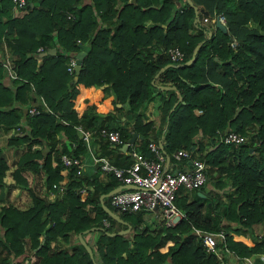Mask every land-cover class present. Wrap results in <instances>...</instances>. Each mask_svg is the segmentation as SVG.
I'll return each mask as SVG.
<instances>
[{
  "label": "trees",
  "instance_id": "obj_1",
  "mask_svg": "<svg viewBox=\"0 0 264 264\" xmlns=\"http://www.w3.org/2000/svg\"><path fill=\"white\" fill-rule=\"evenodd\" d=\"M217 15L223 16L225 31L215 27ZM2 43L15 77L1 64ZM79 45L84 55L73 79L66 59ZM37 46L45 52L53 46L55 52L39 56ZM173 46L183 55L178 62L166 54ZM104 83L112 107L125 102L132 120L129 129L112 127L121 139L136 131L146 154L145 143L154 137L149 138L152 122L143 121V107L157 97L162 150L170 157L184 148L204 162L205 183L187 189L189 196L183 188L176 192L184 217L172 227L160 222L156 229L142 227L145 212L110 206L107 192L118 185L111 174L100 175L97 167L89 175L77 174L74 164L61 163L62 153L79 157L86 150L76 125L94 135L107 127L97 121L93 104L79 114L74 106L80 87ZM40 99L48 110L28 115L24 108L40 106ZM223 130L245 139L222 142ZM0 137L13 154V181L6 184L10 164L0 145V264H218L191 226L223 228L232 256L264 253V0H26L20 8L0 0ZM209 178L213 183L206 188ZM61 179L64 191L47 198L51 183ZM12 187L26 190L27 204L6 201ZM90 231L97 232V258L76 239ZM244 233L249 242L240 239ZM56 236H74L76 244L67 251L52 243Z\"/></svg>",
  "mask_w": 264,
  "mask_h": 264
},
{
  "label": "built area",
  "instance_id": "obj_2",
  "mask_svg": "<svg viewBox=\"0 0 264 264\" xmlns=\"http://www.w3.org/2000/svg\"><path fill=\"white\" fill-rule=\"evenodd\" d=\"M15 7H22L26 0H10ZM65 17L70 18L72 14L65 11ZM221 23H224L222 15L216 16ZM205 21L206 17H202ZM79 42V39H76ZM36 51H43L41 46H37ZM55 52V50H54ZM53 52V54H54ZM166 54L171 62H178L182 58V52L176 47H169ZM6 74L9 77H15V73L11 68L9 59L2 60ZM75 64L74 54H69L66 59L65 69L68 73L73 74V66ZM40 106L30 104L24 108L28 115L39 113L42 109L48 110L45 103L40 99ZM200 110L198 109L197 112ZM75 128L80 133V139L89 150V139L92 133L89 129L81 128L76 125ZM14 131L19 133L18 126H15ZM96 135L103 137L108 143L115 146L126 143L127 147L131 142L127 139H121L117 129L101 126L97 128ZM12 132L8 131L7 135ZM13 133V132H12ZM219 139L222 142H242L245 138L243 135L232 131L223 130ZM147 153L144 154L139 149H130L129 155L131 160L122 166L113 164L105 156H92L93 163L99 169L101 174H111L118 185L132 184L133 187L119 188L109 194L108 202L117 211L132 212L141 210L150 212L163 227H172L178 224L184 217V212L175 204L176 192L179 188L192 189L204 184L206 175L204 171V162L195 156H192L189 151L184 148H177L170 153V157L162 150V146L158 142L149 139L145 143ZM61 163L65 166L74 164L76 166L75 173L81 174V163L79 157H70L65 153L60 155ZM178 161L182 159L189 160V166L185 169L171 170L165 163L166 160ZM170 160V161H171ZM64 182V181H63ZM63 182L51 183L52 191L47 193V198L61 194L64 191ZM83 187L79 188L83 191ZM102 225H107L108 221L101 220ZM190 231L194 234L205 252L212 253L218 260V264H228L229 259L242 264H255V260L264 264V253H254L249 256L239 258L232 256L230 250L224 242L225 230L218 228L217 230H205L199 227L191 226ZM259 235H257L258 237Z\"/></svg>",
  "mask_w": 264,
  "mask_h": 264
},
{
  "label": "crops",
  "instance_id": "obj_3",
  "mask_svg": "<svg viewBox=\"0 0 264 264\" xmlns=\"http://www.w3.org/2000/svg\"><path fill=\"white\" fill-rule=\"evenodd\" d=\"M2 45H3V50H4V57L2 56V60H4L5 58L9 59L8 55L10 53L8 51V48L5 46V44L2 43ZM49 49H54V47L52 46ZM155 85H157V84H155ZM104 86H107V84L104 83L97 88L96 87H80L79 88V92H78L76 99L74 101V106H75V108H77V114H79L85 108L86 105L93 104L94 105V111L97 115V121L103 120L107 124V127H109V128H112V127L115 128L117 126V127H125L126 129H129L130 125L132 123V120H131V118L126 117V115H127L126 114V109H127L126 103L125 102H123V103L115 102L114 105L117 108L112 107V105H111L112 102L110 100L111 94L107 90L103 92L102 87H104ZM161 90H166V89H161ZM176 94H177V92H176ZM157 100H158V98L155 97V98L149 100L145 104V106L143 107V112L145 115L143 121L151 120L152 127H151L150 131L148 132V135H150L151 137L149 136V138L154 137V139H152V140H155L156 142H159L161 144V141H160L161 137L160 136H161V132L163 130L164 125H163V122L161 121L159 110L157 109V104H158ZM39 103H40V100H39ZM196 112H197V110H196ZM132 132H136V131H131L129 133V136ZM136 134L137 135L134 137L133 141L131 142V145H129L128 147L126 146L125 149H122L121 145L115 146V145L107 143V142H106V146H104V144H102V140H104V138L101 136L94 135V132L92 131V133L90 135V139H89V145H90L89 150L86 149V151H84L81 155H79V159H80V163H81V172L83 174L89 175L94 171V169L96 168V164L93 163L92 156H105L111 162L115 159L119 163L118 165H120V166H122V164H124V161H126V160L129 162L131 160V157L129 155V150L130 149L141 150V148L144 147V141H143L142 135H139L137 132H136ZM57 137L60 138L61 140L65 141V138L62 134H59V136H57ZM2 150L4 152V151H10L11 149L6 148L5 146H2ZM118 151H121L122 154H119ZM100 152L102 154H99ZM146 153H147V150H146ZM170 160L171 159H169V160L167 159L164 164H166L171 170L185 169L189 166V162H188L189 160H187V159H182V160H178V161H172V160L170 161ZM127 163H125V164H127ZM9 168H10V170H8V173L10 175L11 180L8 177L5 180V175L3 177L4 182L6 181L7 183L8 182L11 183L13 181L11 174H10L12 164L9 165ZM99 174L102 175L101 173H99ZM25 176L27 178H29V174L26 175V173H25ZM63 181H64V179L59 180V182H63ZM204 187L208 188L209 186L205 185ZM12 188H14L15 191L19 190L22 193L23 192L27 193L25 189H19L17 187H12ZM183 191L185 193H187L189 196L187 189L183 188ZM59 195L60 194H57V196H59ZM53 198H54V196L51 197V199H53ZM7 199H8V201H11V200H9V197L6 196V201H7ZM1 203H2V201H0V205H1ZM21 206H23V205H21ZM157 224H158V221H157ZM141 226L147 227L148 229L152 228V227H149L147 225H145V226L141 225ZM157 227H158V225H156L153 228L156 229ZM256 228H255V233H257V235H259L261 233L262 228H261V230H256ZM83 234H86V235H83ZM96 234H97V232H92V231L84 232V233H82L81 237L84 240V242L90 247L91 254L93 255V257L97 258V252H96L95 246L93 244V241L95 239ZM39 237H40V235H39ZM74 238H75L74 236H68L67 240H63L61 237L56 236V238L53 240L52 243L56 244L57 246L65 249L67 251H70L71 248L76 244ZM76 239H77V236H76ZM240 239L242 241L249 242L250 236L247 233H244L241 235ZM23 256H25V255H23ZM19 257H21V256H19ZM28 258H29V255L24 257L23 262L26 263L28 261ZM228 264H242V263L237 262V261L232 262L229 259ZM255 264H257V263L255 262Z\"/></svg>",
  "mask_w": 264,
  "mask_h": 264
},
{
  "label": "water",
  "instance_id": "obj_4",
  "mask_svg": "<svg viewBox=\"0 0 264 264\" xmlns=\"http://www.w3.org/2000/svg\"><path fill=\"white\" fill-rule=\"evenodd\" d=\"M194 8H195V6H194ZM214 25H215V27L219 28L221 31H225V26H224V24L221 23V22L218 20L217 17L214 18ZM197 46H198V44H196V45L193 47V50H192L191 55L189 56L188 59H186V60L184 61L185 64H188L189 62H191V60L193 59V56H194V53H195V50H196ZM46 52H47V53H50V54H53L54 49H49V50H47ZM46 52H45V51H41V52L38 53V55H39V56L44 55ZM83 55H84V50L81 49V47H80V45H79V50H78L77 52H75V54H74V56H75V64H74V66H73V79H76V76H77V74H78V72H79L80 63H81V58L83 57ZM170 65H171V63H166V64L164 65V67H167V66H170ZM156 73H157V72H156ZM156 73H155L154 75H156ZM151 81H152V80H151ZM155 86L158 87V88H160V89H174V88H175L174 85H166V84H157V85H155ZM179 98H180V95L177 93V100H179ZM174 103H175V102H174ZM173 105H174V104H173ZM136 135H137L136 132H132V133L130 134V136L127 138V142H132L133 139H134V137H135ZM158 143H159V142H158ZM126 145H127L126 143L122 144V145H121V148H122V149H125ZM159 145H161V144L159 143ZM127 187H133V185H132V184H121V185H117V186L111 188L110 190H108L107 194L109 195L110 193H112L113 191H115V190H117V189H119V188H127ZM197 193H198L199 196H203V195H204L203 193H201V192H199V191H197ZM207 204L209 205V202H207ZM112 216L115 217L116 219L118 218V217H117L116 215H114V214H113ZM118 219H119V218H118ZM119 220H120V219H119ZM92 229H93V227H89V228H87L85 231H89V230H92ZM77 238H78V241L84 246V248H85V250L87 251L88 255L91 256V250H90V247L84 242V240L82 239L80 233L77 234Z\"/></svg>",
  "mask_w": 264,
  "mask_h": 264
},
{
  "label": "rangeland",
  "instance_id": "obj_5",
  "mask_svg": "<svg viewBox=\"0 0 264 264\" xmlns=\"http://www.w3.org/2000/svg\"><path fill=\"white\" fill-rule=\"evenodd\" d=\"M203 21V20H202ZM203 22H211L210 20H205V21H203ZM1 138V137H0ZM3 142H4V140L2 139H0V145H2V146H4V144H3ZM86 151V150H85ZM4 153V155H5V157H6V159H7V161L9 162V164H11V159H12V157H13V154H12V150H10V151H4L3 152ZM8 170H10V168L8 167L7 169H6V171H5V180L7 179V177L10 179V175H9V173H8ZM26 175H28V174H26ZM11 180V179H10ZM5 183L6 184H8V183H10V182H6L5 181ZM211 183H213V181H212V178H209L208 179V183H207V186H211L210 184ZM215 190H217L216 188H215ZM220 197H222V193H221V191H215ZM7 197H9V200H11L10 202L11 203H13L14 205H17V206H21V205H25V204H27V202L29 201V196L27 195V193H25V192H21V191H19V190H16L15 191V189L14 188H10L9 189V191H8V194H7ZM7 201H8V199H7ZM139 225H143V226H145V225H147V226H149V227H155L156 225H158L159 226V223L157 224V219L150 213V212H145L144 214H143V219H142V221L139 223ZM256 230H261V225H258L257 226V228H256ZM83 235H86V234H83ZM125 236L126 237H128V234H125ZM241 237V236H240ZM255 262L257 263V264H261L260 262H258L257 260H255Z\"/></svg>",
  "mask_w": 264,
  "mask_h": 264
}]
</instances>
